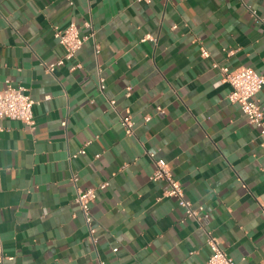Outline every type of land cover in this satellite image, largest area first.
I'll list each match as a JSON object with an SVG mask.
<instances>
[{
	"label": "crops",
	"instance_id": "obj_1",
	"mask_svg": "<svg viewBox=\"0 0 264 264\" xmlns=\"http://www.w3.org/2000/svg\"><path fill=\"white\" fill-rule=\"evenodd\" d=\"M70 22L92 32L82 68L47 72L63 53L53 27ZM213 63L264 74V0H0V86L37 102L33 129L0 121L2 264H206L205 229L233 260L264 264V139ZM157 160L208 218L149 180ZM103 182L93 241L74 197Z\"/></svg>",
	"mask_w": 264,
	"mask_h": 264
},
{
	"label": "built area",
	"instance_id": "obj_2",
	"mask_svg": "<svg viewBox=\"0 0 264 264\" xmlns=\"http://www.w3.org/2000/svg\"><path fill=\"white\" fill-rule=\"evenodd\" d=\"M70 4H72L71 1ZM84 26L90 28L88 22H84ZM91 35L92 32L89 34H80L75 22H70L62 28L54 26L53 37L63 49V53L54 62L45 65L46 71L53 72L55 67L64 65L67 61L71 62L69 67L70 71L81 69L82 64L75 60L76 54ZM141 40L153 41L154 38L150 34H146ZM98 51L99 46L95 45V52L98 53ZM201 56H208L205 48L201 49ZM212 66L218 68L222 75V81L228 83L230 86L227 100L240 107L247 121L258 129L260 137L264 139V104L259 103L256 99L257 93L264 86V74H258L250 67H239L234 70H229L227 67L220 66L216 63H213ZM97 88L100 92L104 91L105 83L101 76L98 77ZM35 103L37 102L31 99L24 87L16 85L10 80H5L3 85L0 86V121L2 119L16 120L33 129L35 121L32 107ZM109 103L113 105L114 101L110 100ZM157 110H160V107H157ZM149 118L147 116L145 120ZM120 123L125 134L132 135L134 123L131 116L129 114L121 116ZM62 124L65 125L64 122ZM80 152L83 153L84 151L81 150ZM150 155L152 156V154ZM149 180L153 182L162 180L167 183L164 196L175 198L177 205L182 209L185 217H191L197 222L208 218L209 210L205 206L198 205L194 207L191 201L185 199L180 183L173 177L171 170L163 161H155V169L149 175ZM106 185L107 182H103L96 187L87 189L79 188L74 197V201L84 217L93 241L95 230L91 226L92 217L90 205L96 198V191L104 189ZM205 236L206 245L210 252L206 264H241L227 256L221 248L218 239L213 236L210 230L205 229ZM4 258L0 250V264H2Z\"/></svg>",
	"mask_w": 264,
	"mask_h": 264
}]
</instances>
